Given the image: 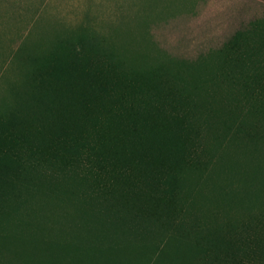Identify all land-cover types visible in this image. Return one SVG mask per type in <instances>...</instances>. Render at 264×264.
<instances>
[{
    "label": "rangeland",
    "instance_id": "rangeland-1",
    "mask_svg": "<svg viewBox=\"0 0 264 264\" xmlns=\"http://www.w3.org/2000/svg\"><path fill=\"white\" fill-rule=\"evenodd\" d=\"M0 264H264V0H0Z\"/></svg>",
    "mask_w": 264,
    "mask_h": 264
}]
</instances>
